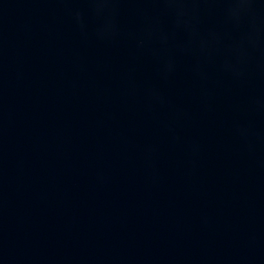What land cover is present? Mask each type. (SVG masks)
<instances>
[{"label":"water","instance_id":"water-1","mask_svg":"<svg viewBox=\"0 0 264 264\" xmlns=\"http://www.w3.org/2000/svg\"><path fill=\"white\" fill-rule=\"evenodd\" d=\"M0 264H264V0H0Z\"/></svg>","mask_w":264,"mask_h":264}]
</instances>
